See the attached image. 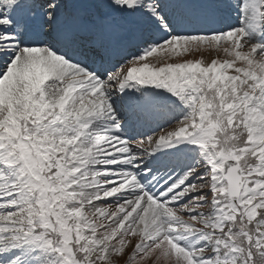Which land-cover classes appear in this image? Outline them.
I'll list each match as a JSON object with an SVG mask.
<instances>
[{
	"label": "snow or ice",
	"instance_id": "snow-or-ice-1",
	"mask_svg": "<svg viewBox=\"0 0 264 264\" xmlns=\"http://www.w3.org/2000/svg\"><path fill=\"white\" fill-rule=\"evenodd\" d=\"M0 264H264V0H0Z\"/></svg>",
	"mask_w": 264,
	"mask_h": 264
},
{
	"label": "rangeland",
	"instance_id": "rangeland-1",
	"mask_svg": "<svg viewBox=\"0 0 264 264\" xmlns=\"http://www.w3.org/2000/svg\"><path fill=\"white\" fill-rule=\"evenodd\" d=\"M214 55H215V52H209V51L204 52L205 58H209L210 56H214Z\"/></svg>",
	"mask_w": 264,
	"mask_h": 264
}]
</instances>
